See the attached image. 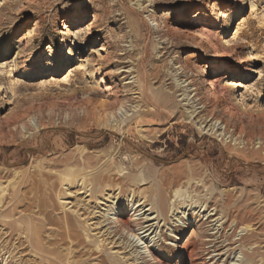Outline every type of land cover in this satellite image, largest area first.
Instances as JSON below:
<instances>
[{
	"label": "rangeland",
	"instance_id": "374dc122",
	"mask_svg": "<svg viewBox=\"0 0 264 264\" xmlns=\"http://www.w3.org/2000/svg\"><path fill=\"white\" fill-rule=\"evenodd\" d=\"M0 2V184L15 186L14 191L3 196L0 213L12 205L15 220L26 214L35 222L46 215L55 220L73 218L67 209L83 214V200L88 199L77 195V188L70 190L72 197L65 200L69 203L67 209L62 210L60 203L64 201L59 203L56 199L66 189L60 187L57 173L65 164L78 160L77 151L84 148L89 160L85 161L87 172L105 160L110 164L113 172L108 176L112 175V182L122 187L121 192H115L121 199L112 207L122 210L125 219H129L127 206L131 199L126 191L128 177L145 176L137 190L149 198L159 193L168 198L171 185L166 182L176 175L187 193L177 207V216L169 218L167 214L168 219L159 223L156 235L152 234L156 242L152 256L157 263L149 259L136 261V254H132L136 248L131 252L124 250L128 238L123 235L119 239L121 244L112 251L122 252L118 256H124L128 264H188L186 255L181 253L182 246L196 254L201 242L208 244L213 240V244L222 242L223 246L232 243L231 248L237 249L240 243L236 242L241 237L245 238L244 244H255L254 262L264 264V78L237 71V60L252 50L264 57V0ZM238 4L243 5L241 10H237ZM96 10L98 29L90 35L86 33L92 22L89 16ZM194 22L199 26H192ZM237 28L239 32L235 34ZM202 29L214 40L231 42L236 55L219 61L205 54L195 46L196 32ZM33 34L36 36L31 38ZM102 35L109 39V46H103ZM239 46L243 48L238 49ZM19 51L20 56L16 57ZM204 62L208 70L202 73ZM221 64L231 67L227 76L233 83L241 82L246 88L230 97L231 92L223 89V81L217 86L216 96L207 99L205 82ZM256 64L252 69L264 73V60ZM245 74L250 77L245 79ZM134 77L146 89L147 108L139 103L136 85L132 84ZM185 79L193 81L194 86L183 84ZM179 89L185 93L173 96L179 104L177 111L171 107L147 117L144 126L129 127L127 121L121 133L99 125L91 115L96 103L115 101L118 106L109 116L114 125L138 110L133 107L142 106L140 112L150 111L152 92L171 94ZM201 102L207 105L205 110L199 105ZM86 108L90 114H85ZM192 111L196 113L189 119ZM211 117L230 123L235 132L224 133L219 123L215 130L220 131L214 136L207 130L200 131L198 120L208 122ZM30 119L42 129L34 131L28 124ZM95 156L101 157L98 165L93 162ZM115 168L122 171V177L115 174ZM148 169L154 173L150 178H146ZM191 177L194 182L187 184L186 179ZM12 197L15 198L11 200ZM7 201L11 202L8 206ZM214 208L217 216L206 221ZM211 219L214 223H208ZM180 220L186 224L190 220L192 225L182 228ZM76 225L72 221L71 226ZM241 225L251 228L247 234L240 232ZM47 227L44 232L51 240L59 226ZM180 230L184 231L179 239L175 235ZM7 232L0 225L1 241L16 248L21 246L13 255L24 264H32L24 236L13 233L8 237ZM118 237L119 234L115 240ZM71 242L66 239L57 252L66 254L74 246ZM140 248L137 251L143 252ZM78 249L85 255L82 260L90 264H97L105 256L92 254L89 244ZM195 258L193 262L197 264L199 257ZM230 260L232 264H251L237 252Z\"/></svg>",
	"mask_w": 264,
	"mask_h": 264
},
{
	"label": "bare ground",
	"instance_id": "6f19581e",
	"mask_svg": "<svg viewBox=\"0 0 264 264\" xmlns=\"http://www.w3.org/2000/svg\"><path fill=\"white\" fill-rule=\"evenodd\" d=\"M2 4L0 2V5ZM242 7H243L242 4H238L237 10H241ZM251 7L253 9L255 8V5H252ZM98 12L99 11L96 10L93 13H91V16H89V18L92 19V22H90L88 26L89 28L86 32L87 34L91 35L92 33L93 34L97 33L95 29H98V26L96 25L97 18H98ZM192 26L197 27L199 26V24L194 22ZM238 27H240V24H238ZM238 29L239 28H237L235 34L239 32ZM196 33H197V37L195 40H197V43L195 44V46L200 48L205 54L209 55L210 57H213V59H217L219 61L229 60L232 57H234V55H236L237 53L236 49L232 50V47L234 45H232L231 42H219L218 40H214L211 38V36H209V34H207L205 29L199 30ZM35 36L36 34H33L31 38ZM101 40H103L104 47L109 46L110 41L108 38L105 37V35H102ZM239 48L241 49L243 47L239 46L238 49ZM19 56H20V51L19 53H17L16 57H19ZM261 60H264V57L259 55L255 50H252V52L248 53L245 57L239 58L237 60L238 61V65H237L238 73H242L241 71H243V72L251 73V75L259 76L261 79L264 78L263 72L252 69L254 66L257 65L256 63ZM202 64H204V66L201 72L204 73L208 70L207 62L206 63L204 62ZM196 67L197 69H200V67L198 66ZM248 68H250L251 70H248ZM179 69L184 71V68L182 66H179ZM230 70H231V67L228 64H221L220 67L212 73V76L210 77V79L207 82H205V85L207 87L205 90L207 99L214 98L216 96L217 86L220 83H223V81H225V84L223 85V89L225 92H231L230 97L233 95L232 93L246 88V86L242 84L241 82L233 83L232 82L233 79L228 78L227 73H229ZM117 71H119V69ZM122 73H127V71L122 72ZM70 75L71 74L69 73L64 78V80ZM244 76H245V79L250 77L246 74ZM132 79H134L132 84L136 85L135 91H137L138 98L140 100L139 103H143L145 105V108H147V100H146V95H145L146 89H143L142 84L138 83V81L136 80V77ZM182 83L183 84L187 83L186 86H191V87L194 86V82L191 81L190 79H185ZM179 92H183V94L185 93V91L181 89L175 90V92L171 94H166L163 92L161 94H155L152 92L151 96L153 99V104L151 106L152 109L150 111L144 109L145 112L144 110L140 112L141 108H143L142 106L133 107L134 110L135 109H138V110L135 111V113L128 118L124 117L125 118L124 120L122 119L121 121H116L114 125H111V123L109 122V116L112 114L111 112L113 111V108L117 103L115 101L105 102V103L104 102L96 103L95 105L92 106L91 115L93 119L99 125H102L106 128H110V130L111 129L115 130V132L121 133L123 124L127 123V121H128V124L126 125L127 126L129 125V127L131 124H134L136 126H139V125L144 126V123H146L147 117H152L155 114L167 112L168 108H171V107L172 109L175 108L174 111H177L179 104H176L174 100L175 98L173 96L177 93L179 94ZM181 96L182 95H180V97ZM199 105H202L204 110L207 107V105L203 102H201ZM237 105L240 106L239 101ZM116 106H118V104ZM84 112L85 114H90L88 111V108L84 109ZM194 113L196 112L192 111L189 119L192 117V115H194ZM197 115H199V113ZM194 119H196V117H194ZM201 119L202 118L198 120L199 121L198 128L202 129L200 131L203 132L207 130L206 132L213 133V136L217 133V131H220V129L215 130L216 123H219L221 125V128H223V131L226 134H228L230 130H231V133L235 132L236 130V128L229 126L230 123L228 125L226 122L220 119H216L214 117H211V120L208 122H206L205 120L201 122ZM212 120H214V124L208 125ZM28 124L34 131H39V129H42L41 125H38L36 121L33 119H30ZM149 125L151 126L153 124L150 123ZM148 132L146 131V133ZM138 133H141V132H138ZM25 134L27 135V133ZM1 139H2V132L0 133V141ZM85 154L86 153H85L84 148H81L80 150H78L77 151V155L79 157L78 160L74 159L72 164L70 163L65 164L63 169L57 173V178L59 180L60 187L62 189L63 187H65L66 189H63L64 191H62V194L58 195L56 199L57 200L56 202H59V203L61 201H64L63 203L62 202L60 203V208L62 210L67 209L69 203L66 202L65 200L70 199L72 197V192L70 190L77 188V195L85 196V198L88 199L87 201L83 200V205H82L83 206L82 208L84 211L83 214H80L78 210L67 209L73 215V218L65 216V218L63 217V218H59L58 220H55L52 216L46 215L42 221L36 220L35 222L34 221L35 219H33L32 217L24 213L25 215L23 217L15 220L12 216L15 206H13V209H11L12 207L11 205V207H9L6 211H3L2 209L3 212L0 213V225L9 232V235L7 234L8 237H10L13 233L15 234L18 233V236L20 237L24 236L23 243L25 242L27 244V249L26 248L25 249L28 250L27 252H29L30 255L33 257V259L31 260L32 264H90L89 262H87L88 260H82L83 257L85 256L84 253H82L83 251L77 252V249L79 247H82V250H83L85 248V244H89L91 246L92 254L98 253L101 255H105L101 257V260H99L97 264H128L129 262L128 260H125L124 256H121V257L118 256V255H122V252L119 253V251H115V252L112 251L114 250L115 245L121 244L118 241L120 238H122L123 235L128 238L126 239V242L124 244L122 243L124 246L123 249L124 250L130 249V252H131L134 248H136L134 252H132L133 255L136 254V257H135L136 261L138 260L141 261L144 259H149L148 261H156V259L152 256V253H153L152 248H154L156 245V242H154L155 240L153 241V239H155V236L152 237V234L156 235V232L159 227V223L162 221L164 222L166 219H168L167 214H170L169 218L171 217L174 218L177 216L178 214L176 213L178 210L177 207L180 206V202L182 201V198H184V196L187 194L186 191L183 190L184 187L181 186L180 184L181 182H179L180 181L179 176L175 174L176 177L170 178V180L166 182L168 185H171V188H170L171 195L169 194L168 198L165 196L166 194H161V193H159L157 196H154V197L152 196L151 198L146 197L143 193H140L138 191L139 189L137 190L139 186H142L141 183L145 182L146 180L145 176H142L140 179H137L133 177L132 175H131L132 177H128L129 183L126 186V191L131 196V199L130 200L128 199L127 209L129 210L128 211L126 210L129 216V219H125L124 212L122 210L120 209L114 210L112 207V205L116 206V204L119 203L121 196H119V194H115V192L118 191L119 189L121 192L122 187H119L118 184H115L112 182L113 181L111 179L112 175L108 176V174H111L113 172L110 164L108 163L107 160H105L103 163H100L101 161L100 156L92 157L94 161L92 159L91 160L96 165H98L99 163L100 165L99 167L97 166L98 168L96 169L89 167V170L91 171L87 172L86 170H88V167H85V166L88 164V162H85V161L86 160L89 161V160L88 158L87 159L85 158ZM145 168L147 169V167ZM147 171H148V174L146 178H150L154 175L151 169H148ZM114 172L118 177H122L120 176L122 173L121 170L115 168ZM186 180H187V184L194 182V178L192 177ZM14 189H15V186L11 184H8L7 186H4V187L3 185L0 184V205L1 206L3 204V199H4L3 196L9 190L14 191ZM19 191H17V193ZM8 195H11V194H8ZM15 195L16 193L14 194V196ZM14 198L15 197H12L11 200H13ZM9 203L11 202L9 201L8 203H6V205L8 206ZM3 206L1 208H3ZM203 206H204V203L201 204L199 208L201 209L203 208ZM208 209L206 211H203V213H207ZM27 211L30 212L29 210ZM214 211H215V214H213ZM209 212L211 213V215L208 218L206 217L207 218V220L205 219L206 221H208L210 218H214L217 216V212L215 208L214 210H211ZM174 213H176V215H174ZM218 219L219 218L215 220L216 223H218ZM72 221H74V223L77 224L76 227L71 226ZM187 222L188 224H186V222L184 221H181L182 228H187L188 226L192 225V223H190V220H187ZM208 223H214V221H212L211 219V221H209ZM49 225L59 226L58 232L56 234L54 233L55 235H53L52 237L50 236L51 240L50 238H47L44 232L46 231L45 230L46 227ZM214 226L215 225H213V227ZM249 229H251L249 226L241 225L239 227L240 232H246V234L249 232ZM183 231L184 230H180L178 234L175 235L176 238L180 239L181 237L180 234H182ZM200 233L202 234V231H200ZM118 234H119V237L118 239L115 240ZM4 235L5 234H2V236ZM80 238H82V240ZM66 239L71 240L72 241L71 243L72 244L74 243V246H72V248H68L66 250V254L63 255L62 251L57 252V250H60L61 248L60 246H62V244L65 243ZM212 241L209 240L208 244H202L201 242L200 243L201 245L198 248V251L196 250L198 252L196 254L194 253V250H189L187 246L181 247V253L186 255V258L189 261L188 264H194L193 261L196 260L195 256L199 257L198 258L199 262L197 264H232L231 263L232 260L230 259L235 252H237L240 256H243V258L246 259V262L251 263V264L256 263L254 262V260H255V255L257 254V251L254 248L252 249V246H254L255 244H244L245 238L241 237L239 242H236V244L240 243L237 249L231 248L232 243H230L231 245L229 246L227 245L223 246L222 242L221 244L219 243L220 245H217L215 241H214L215 244H213ZM227 241H230V239H228ZM6 242L7 241H4V240L1 241V236H0V264H24L25 262L22 263L21 258L16 259V256L13 255V252H15L21 246H18V248H16L14 247L13 243H12L13 245L9 246L6 244ZM171 242H174V240ZM209 245L211 246L206 249V246H209ZM139 247H141L140 249L143 250V252L137 251ZM242 247L246 249V251L243 252V250L241 249ZM249 250H251L252 252L249 253ZM138 255H139V258H137ZM142 256L144 257L141 258Z\"/></svg>",
	"mask_w": 264,
	"mask_h": 264
}]
</instances>
